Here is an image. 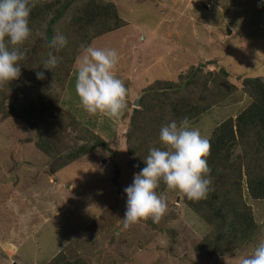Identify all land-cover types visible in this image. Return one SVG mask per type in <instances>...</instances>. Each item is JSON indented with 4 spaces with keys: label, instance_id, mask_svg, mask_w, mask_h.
<instances>
[{
    "label": "rangeland",
    "instance_id": "obj_1",
    "mask_svg": "<svg viewBox=\"0 0 264 264\" xmlns=\"http://www.w3.org/2000/svg\"><path fill=\"white\" fill-rule=\"evenodd\" d=\"M108 1L116 5L126 25L99 37L93 47L117 51L115 74L128 89V107L119 120L87 114L75 91V67L59 106L81 128L103 140L114 155L98 148L68 160L58 148L50 154L40 151L35 129L45 119L43 99L35 108L33 125L0 115V264H50L62 251L70 257L83 255L89 264H191L189 258L196 264H238L256 246L232 260L204 263L188 251L183 253L185 246L169 251L165 229L177 231L179 244L209 231L183 206L179 191L163 193L167 211L156 227L149 218L123 228L124 189L135 174L124 139L129 117L139 108L133 107V101L139 97L141 103L156 82H177L189 67L205 72L224 68L237 87L244 78L264 76V0H211L206 9L205 0ZM243 102L241 96L212 108L191 125L207 138L223 110ZM58 134L71 145L86 144L73 124L66 134ZM115 169L119 170L116 182ZM254 210L264 232V212ZM261 239L264 236L257 244Z\"/></svg>",
    "mask_w": 264,
    "mask_h": 264
},
{
    "label": "trees",
    "instance_id": "obj_2",
    "mask_svg": "<svg viewBox=\"0 0 264 264\" xmlns=\"http://www.w3.org/2000/svg\"><path fill=\"white\" fill-rule=\"evenodd\" d=\"M32 2L35 5L29 17L32 35L18 46L25 53L24 59L18 62L21 75L0 86V115L19 117L33 125L35 108L43 99L45 119L35 129L36 147L40 151L50 154L58 148L59 155L68 160L81 158L98 148L108 149L114 155L103 140L81 128L59 104L76 57L82 53L81 45L93 47L99 37L126 23L116 5L108 0ZM57 33L67 39L66 46L59 50L49 47ZM50 51L59 62L55 68L46 70L43 67ZM37 72H43L45 78L38 80ZM229 76L224 68L205 72L189 67L179 74L177 82L154 83L147 88L139 108L132 111L124 139L129 166L138 174L145 167L143 160L149 149L163 147L159 142L162 126L173 120L179 122L184 117L190 122L197 121L212 108L244 97L242 105L227 106L228 109L215 120L212 130L206 132L211 145L207 157L211 169L207 198L192 201L182 195L183 206L204 222L209 231L202 237L179 244L175 229L164 230L170 243L169 251L174 253L175 249L185 246L183 253L188 251L203 263L212 259L232 260L241 252L252 250L257 239L264 236L254 210L256 207L264 212V76L244 78L239 87L229 81ZM236 93L239 95L234 97ZM72 124L82 131L86 144L71 145L65 141V136L60 140L57 132L66 134ZM118 176L119 170L115 169L114 182ZM166 190L161 182L156 192L163 194ZM151 225L156 227L157 223ZM188 262L196 264L190 258ZM50 264L89 263L83 255L70 257L62 251Z\"/></svg>",
    "mask_w": 264,
    "mask_h": 264
},
{
    "label": "clouds",
    "instance_id": "obj_3",
    "mask_svg": "<svg viewBox=\"0 0 264 264\" xmlns=\"http://www.w3.org/2000/svg\"><path fill=\"white\" fill-rule=\"evenodd\" d=\"M34 6L32 0H0V86L21 75L18 62L25 53L18 46L32 35L29 17ZM66 44V37L57 33L49 47L59 50ZM81 47L82 53L75 60V91L80 106L89 115L119 120L128 107V89L115 74L117 51ZM58 62L59 58L50 51L43 68L51 70ZM36 78L43 80L44 73L37 72ZM159 142L163 147L149 149L143 160L145 167L134 174L133 183L124 189L126 211L120 220L124 229L149 218L153 223L160 222L167 211V196L156 192L161 182L168 191H179L192 201L206 199L210 191V141L192 127L188 117L162 126ZM238 264H264V239Z\"/></svg>",
    "mask_w": 264,
    "mask_h": 264
},
{
    "label": "water",
    "instance_id": "obj_4",
    "mask_svg": "<svg viewBox=\"0 0 264 264\" xmlns=\"http://www.w3.org/2000/svg\"><path fill=\"white\" fill-rule=\"evenodd\" d=\"M227 34H230L229 29L227 30ZM139 103H140V98L138 97L137 99L133 101V107H136V108L139 107Z\"/></svg>",
    "mask_w": 264,
    "mask_h": 264
},
{
    "label": "built area",
    "instance_id": "obj_5",
    "mask_svg": "<svg viewBox=\"0 0 264 264\" xmlns=\"http://www.w3.org/2000/svg\"><path fill=\"white\" fill-rule=\"evenodd\" d=\"M203 4L206 6V8H210L211 7V0H205V1H203Z\"/></svg>",
    "mask_w": 264,
    "mask_h": 264
},
{
    "label": "crops",
    "instance_id": "obj_6",
    "mask_svg": "<svg viewBox=\"0 0 264 264\" xmlns=\"http://www.w3.org/2000/svg\"><path fill=\"white\" fill-rule=\"evenodd\" d=\"M13 250H15V249L13 248Z\"/></svg>",
    "mask_w": 264,
    "mask_h": 264
}]
</instances>
